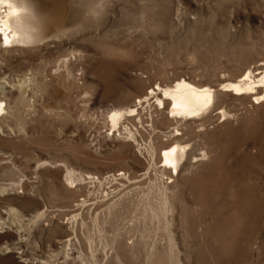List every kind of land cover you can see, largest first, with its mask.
<instances>
[{
    "label": "rangeland",
    "instance_id": "1",
    "mask_svg": "<svg viewBox=\"0 0 264 264\" xmlns=\"http://www.w3.org/2000/svg\"><path fill=\"white\" fill-rule=\"evenodd\" d=\"M91 1L43 0L42 39L0 43V264H264V105L220 87L264 60V0ZM181 79L215 87L203 120L151 94ZM176 141L196 156L179 177Z\"/></svg>",
    "mask_w": 264,
    "mask_h": 264
},
{
    "label": "bare ground",
    "instance_id": "2",
    "mask_svg": "<svg viewBox=\"0 0 264 264\" xmlns=\"http://www.w3.org/2000/svg\"><path fill=\"white\" fill-rule=\"evenodd\" d=\"M83 1L85 0H81L80 4H82ZM42 3L43 0H0V43L3 49H10L11 46L17 43L22 46L34 44L37 40L40 41L42 39V36L45 35V31L47 30V26L49 24L54 23L53 19L50 21H48V19H43V15L45 12L43 7H41ZM88 3L89 2L85 3L84 5H87ZM96 5L97 0H92L90 2V6L92 8H96ZM45 6L47 7V5ZM46 10L48 9L46 8ZM45 15H47V13ZM55 25L57 26V24ZM61 33L63 34V30ZM254 64L257 65V68H253L252 64L247 65L244 68H239L235 70V74H233V76L226 78L222 77L220 81V87L223 86V90H221V92L224 93L226 96L230 97L232 100H251L254 105L263 106L264 60L255 61ZM159 88L161 90V93L159 95L157 93V89H153L151 93L155 94L156 102L159 103V105H163L165 107L163 111L166 110L167 105L169 106V109L172 107L171 112L174 113L175 111L178 117L181 116V121L185 116V120L187 123L192 121L203 120L205 116L207 117L216 107L217 91H215V87L213 86L205 85L202 87L186 79H181L178 80V82L174 86L162 87L159 85ZM138 94V99H146L150 96V94L148 93V95L144 97L143 90H140ZM4 105V102L0 101L1 112H5V108L3 107ZM211 105L213 106L209 109V106ZM127 113L131 114L128 115ZM110 115L111 120L113 122L112 128L115 129L113 132V136L115 138L131 137V133L128 131L124 134L122 133V123L125 124L124 121L127 117L133 118L136 115H139L138 110L136 108H128L125 110L111 109L109 116ZM196 115H198L199 117H196ZM222 116L227 117L228 112L226 110H222ZM174 119L177 120L178 118L175 117ZM117 127H119V129H117ZM254 130V134H256L257 136V142L255 145H257L260 149V156L258 159L259 163L263 166L264 171V128L258 127V129ZM178 135H180V133ZM206 156L207 154L204 153L203 157ZM160 157L161 163L165 162L164 165L161 166L164 171H171L172 173H176L177 177H179L182 171H184L185 168L188 166L187 161L189 158L196 159L191 144L184 143L181 141H176L171 146L164 148L160 153ZM184 159H186V162L183 163ZM168 190L169 187L164 190L165 193L162 196L164 197L163 199L166 203L169 199V195L167 193ZM9 213L12 217L18 216L16 214V211L10 210ZM74 254L75 251H73V248H71V245L68 243L64 249V258L66 260L73 261L82 260V255L75 256ZM42 262V264L48 263V261Z\"/></svg>",
    "mask_w": 264,
    "mask_h": 264
}]
</instances>
